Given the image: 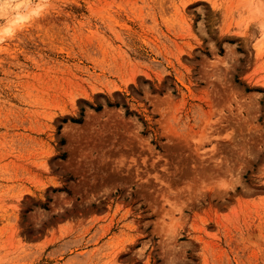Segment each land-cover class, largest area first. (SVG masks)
Masks as SVG:
<instances>
[{"label": "rangeland", "instance_id": "rangeland-1", "mask_svg": "<svg viewBox=\"0 0 264 264\" xmlns=\"http://www.w3.org/2000/svg\"><path fill=\"white\" fill-rule=\"evenodd\" d=\"M0 264H264V0H43L0 40Z\"/></svg>", "mask_w": 264, "mask_h": 264}, {"label": "clouds", "instance_id": "clouds-1", "mask_svg": "<svg viewBox=\"0 0 264 264\" xmlns=\"http://www.w3.org/2000/svg\"><path fill=\"white\" fill-rule=\"evenodd\" d=\"M43 0H0V40L11 39L26 23L37 18Z\"/></svg>", "mask_w": 264, "mask_h": 264}]
</instances>
